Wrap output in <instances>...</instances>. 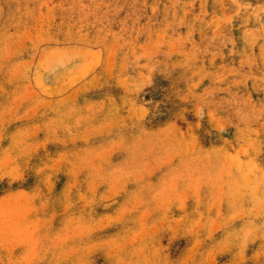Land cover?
I'll return each instance as SVG.
<instances>
[{
    "label": "rangeland",
    "instance_id": "obj_1",
    "mask_svg": "<svg viewBox=\"0 0 264 264\" xmlns=\"http://www.w3.org/2000/svg\"><path fill=\"white\" fill-rule=\"evenodd\" d=\"M0 264H264V0H0Z\"/></svg>",
    "mask_w": 264,
    "mask_h": 264
}]
</instances>
